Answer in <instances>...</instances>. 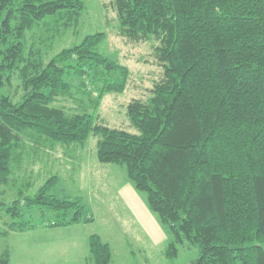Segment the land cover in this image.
<instances>
[{"label": "trees", "instance_id": "trees-1", "mask_svg": "<svg viewBox=\"0 0 264 264\" xmlns=\"http://www.w3.org/2000/svg\"><path fill=\"white\" fill-rule=\"evenodd\" d=\"M113 5L120 36L157 42L164 70L148 99L127 107L136 133L97 123L103 96L123 94L129 78L127 67L100 53L104 33L47 57L77 33L82 0H0V218L5 212L13 219L0 235L94 222L81 197L55 193L56 174L33 197L9 207L3 197L33 153L27 144L29 151L34 144L52 150L95 136L99 162L125 168L169 231V258L190 243L200 249L193 264H264V0ZM78 96L89 105H56ZM36 207L56 221H25L22 209ZM89 247L87 264H111L99 236ZM0 264L9 261L0 256Z\"/></svg>", "mask_w": 264, "mask_h": 264}, {"label": "rangeland", "instance_id": "rangeland-1", "mask_svg": "<svg viewBox=\"0 0 264 264\" xmlns=\"http://www.w3.org/2000/svg\"><path fill=\"white\" fill-rule=\"evenodd\" d=\"M82 1L86 5V10L79 22L77 33L70 32L65 38L60 39L56 43L54 50L47 57H53L63 49L79 45L89 35L104 33L106 39L99 47L100 53L111 61L127 67L129 70V78L123 94L110 93L103 96L99 109L97 110L99 114L97 123L110 128L124 129L136 133V130L131 127L127 115V107L134 100H147L154 85L163 78V67L154 55V48L158 43L155 41L137 43L121 37L120 23L113 5V0ZM111 78L114 81L118 79L116 75H112ZM17 85L15 83L14 90ZM101 87L102 85L98 84V87L95 88L96 91L100 90ZM16 92L21 93L18 90ZM74 97H77L76 92ZM94 99H97V96ZM81 101L86 105L90 103L87 98L82 99V97L78 96L76 100L62 99L56 105L77 111ZM98 141V137L91 136L83 145H73L68 148L57 145L52 150L48 147H38L34 144L31 145L34 146L32 147L33 151H29L31 147L29 146L30 144H27L28 147L25 149V152L33 153L30 156L27 155L20 170H17L18 173H16L19 179L16 185L6 188V195L3 197V202L9 207L12 206L13 201L35 196L47 179L53 174H56L60 178V184H58L59 186L57 185L58 187L55 193L61 198L67 196L74 197V193L77 191L74 184L76 183V178L74 177L78 172L77 168L83 154L82 152H94L95 155L97 153ZM34 152L38 153L36 154ZM117 166L125 172L122 171L125 179V175L127 176L125 168L119 165ZM111 175L113 174L110 173ZM103 177L106 181L108 173H104ZM120 180V177L115 180V183L110 180L111 192L114 191L115 194L117 193ZM91 183L94 186L95 181ZM111 192L108 197L100 196L102 203L108 202L112 207L109 210H107V206L104 207L105 205L98 206L97 204H91L89 198L80 196L84 200L83 204L97 223L90 230L101 234L103 238L109 239V241L114 237L113 239L118 242L120 241L124 247L131 250V253H128V258H122L119 264H193L200 257V249L198 246L185 243L178 247V253L173 259L169 258L167 256V248L172 242V237L163 223L162 225L167 235V240L164 243L156 246L153 243L155 238L152 236L148 237L147 235H145L147 237L144 243H134L130 230L133 226V231L137 232L139 227L134 225L133 222H131L132 225L130 222H125L126 219L124 217L127 214L124 212L125 209L123 210L124 206L120 202L113 207V195ZM143 196L145 197V195ZM22 213L25 221L30 222L32 225L40 226V224L45 225L56 221L55 216L49 211L43 210L42 212L37 207L33 210L23 208ZM129 220L132 221L131 218ZM12 221L13 219L8 214L5 212L1 213L0 234L5 230L6 225ZM111 243L116 249L114 242ZM8 244L9 240L0 235V255ZM14 245L19 252L18 260L14 261V264H31L29 258L30 241L28 239H21L15 241Z\"/></svg>", "mask_w": 264, "mask_h": 264}, {"label": "crops", "instance_id": "crops-1", "mask_svg": "<svg viewBox=\"0 0 264 264\" xmlns=\"http://www.w3.org/2000/svg\"><path fill=\"white\" fill-rule=\"evenodd\" d=\"M82 153L77 168L78 172L74 177L76 178V183L74 184L77 191H75L74 197H67L77 198L81 197L80 195L86 196L89 198L91 204H97L98 206L105 205L104 207H108L107 210L112 209L108 202L102 203L100 201V196L108 197L112 191L110 180L115 183V180L120 177V186L117 193L111 192L113 195L112 205L114 207V205L121 202L124 206H122L123 210L125 209L124 212L127 214L124 217L126 219L125 222H130V224L133 222L134 225L139 227L138 231L134 232L132 226L130 230L132 241L136 244L144 243L147 236H152L155 238L153 243L156 246L164 243L167 240V235L165 234L166 231L163 228L161 220L150 210L147 199L142 193L137 191L128 175L124 174V179L122 168L119 169L115 164L100 163L97 153L95 155L94 152ZM104 173H108L106 181L103 177ZM110 173L113 175L110 176ZM92 181H95L94 186H92ZM114 217L118 219L117 216L114 215ZM95 224H97L96 220L91 224H77L59 228L38 227L27 232H11L6 237L9 240V244L0 256L8 259L9 264H14V261L18 260L19 257V252L14 242L28 239L31 243L29 246L31 264H86L90 256V238L93 235H97L111 249V264H119L122 258H128V253H131V250L124 247L120 241H116L113 239L114 237L109 241V239L103 238L101 234L90 230ZM145 235L147 236L145 237ZM111 242H114L116 249Z\"/></svg>", "mask_w": 264, "mask_h": 264}]
</instances>
